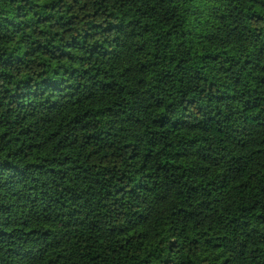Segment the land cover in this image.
<instances>
[{
  "label": "trees",
  "instance_id": "1",
  "mask_svg": "<svg viewBox=\"0 0 264 264\" xmlns=\"http://www.w3.org/2000/svg\"><path fill=\"white\" fill-rule=\"evenodd\" d=\"M0 264H264V0H0Z\"/></svg>",
  "mask_w": 264,
  "mask_h": 264
}]
</instances>
